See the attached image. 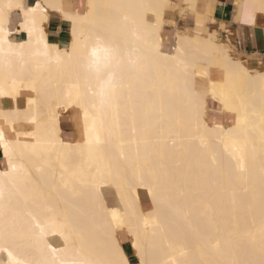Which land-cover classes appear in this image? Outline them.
I'll return each mask as SVG.
<instances>
[{
  "label": "bare ground",
  "instance_id": "6f19581e",
  "mask_svg": "<svg viewBox=\"0 0 264 264\" xmlns=\"http://www.w3.org/2000/svg\"><path fill=\"white\" fill-rule=\"evenodd\" d=\"M84 1L26 15L6 7L25 0H0V246L28 264H131L125 234L139 264H264V71L204 36L201 13V31L168 44L170 0ZM235 9L264 16V0ZM52 13L71 24L64 46L48 38ZM98 43L116 54L99 76ZM71 112L81 141L62 135Z\"/></svg>",
  "mask_w": 264,
  "mask_h": 264
},
{
  "label": "crops",
  "instance_id": "0c3cea01",
  "mask_svg": "<svg viewBox=\"0 0 264 264\" xmlns=\"http://www.w3.org/2000/svg\"><path fill=\"white\" fill-rule=\"evenodd\" d=\"M38 1L25 0V3L29 7ZM64 4L68 5L67 11L72 10L80 13L85 11L84 0H64ZM168 7L164 14L166 25H164L163 32L167 43L173 39L175 33L201 31L203 21L201 17L196 15V13H201L206 16L204 25L206 33L204 35L214 34L217 40L222 41L223 44L230 42L232 47L235 45L233 48L240 58L248 60L252 65H259V61L263 62L262 65H264V24L259 23L254 18V20L251 19L252 21L236 18L234 16L236 12L235 0H199L197 11L188 8V4L184 0H170ZM61 17L62 15L59 13H52L46 24V31L51 43L64 46L70 39L71 24L67 19ZM18 21V15L14 16L13 28L17 27ZM210 107V116L219 118L214 103ZM221 120L227 123L229 116L227 118L222 117ZM63 129H67L65 133L70 135L69 139L76 137L72 120L71 125L66 123L65 126L63 125ZM18 133L22 135L26 132L18 129Z\"/></svg>",
  "mask_w": 264,
  "mask_h": 264
},
{
  "label": "snow or ice",
  "instance_id": "6c2138e0",
  "mask_svg": "<svg viewBox=\"0 0 264 264\" xmlns=\"http://www.w3.org/2000/svg\"><path fill=\"white\" fill-rule=\"evenodd\" d=\"M6 7L7 8L16 7V8H19L21 10H25L26 15H27L29 12L35 13L36 11H38L41 8V5L39 3H37L34 9H29V8H27L26 5L20 4V3L8 4V5H6ZM0 31H2V29H0ZM101 52L103 53L102 57L100 55ZM115 55L116 54H115L114 49H112L111 47H108V46H104L100 43H98L96 46L93 47L92 52H91L90 63L95 68L98 76L102 73L104 68L108 67V65H110L112 63V61L115 59ZM105 88L111 89L112 91L115 90V86L112 83V77H109L108 80L105 81L104 84L102 85L101 93H100L101 96L104 95ZM7 94L8 93H6L2 88H0V96H4ZM85 120L87 121V112L85 113ZM238 123H239V121H238ZM13 131H15V130H13ZM96 142L97 143L100 142L98 136L96 138ZM0 145H3L5 155L7 156L9 145L6 142L5 132L3 129H0ZM112 215H113V220L118 219L117 213L115 211L113 212ZM37 227L39 228L40 225L37 224ZM41 231H43V229H41ZM53 251H55V249H53ZM0 254H3L4 256H6V259L0 257V264H28L27 260L22 259L18 254H16L7 245L0 246ZM125 264H126V262H125Z\"/></svg>",
  "mask_w": 264,
  "mask_h": 264
},
{
  "label": "rangeland",
  "instance_id": "374dc122",
  "mask_svg": "<svg viewBox=\"0 0 264 264\" xmlns=\"http://www.w3.org/2000/svg\"><path fill=\"white\" fill-rule=\"evenodd\" d=\"M169 8V7H168ZM167 8V9H168ZM254 19H256L257 21L258 20H262L261 22L260 21H258L259 23H263L264 24V16L263 15H258V16H256ZM163 32H164V30H163ZM181 33V32H180ZM204 33H206V31L204 30V32H203V35H204ZM163 36H164V34H163ZM204 36H209L208 34H206V35H204ZM164 38H165V36H164ZM219 43H222V41H219V40H217ZM167 42V41H166ZM169 42H172V40H170ZM226 47H228V50H229V52H230V55L233 57V59H235V60H239V61H246L245 59H242V58H240V56H238L237 54H236V52H235V50H234V48L232 47V45H231V43L230 42H228L226 45H225ZM230 46V47H229ZM235 57V58H234ZM237 58V59H236ZM217 63L218 64H220L221 63V54H219L218 55V59H217ZM262 64H263V62H261ZM261 64V65H262ZM246 65L250 68V69H258V71H264V65H252V64H250V62H248V60H247V63H246ZM209 105L210 106H212V102L211 101H209ZM231 119V120H230ZM68 120H70L69 122H67ZM71 120L73 121V126H74V131H75V133H76V137L75 138H73V139H69L68 137L70 136V135H68V134H66L65 132L67 131V129H63V125L65 126V124L66 123H69V125H71ZM229 120H230V122L232 121V116H229ZM229 120H227V123H230L229 122ZM61 121H63V122H61L63 125H62V130H63V137L65 138V139H67V140H72V141H81V137H80V134H79V131H78V128H77V123H76V115L74 114V112H71V113H69V115H65L63 118H62V120ZM31 130V129H30ZM28 134H29V137L31 136V132L29 133L28 132ZM0 153H1V151H0ZM0 165H4L3 164V161H2V154H0ZM146 196H145V195ZM142 197H141V202H142V207H144V211H149L150 209H152L153 208V205H152V202H151V200H150V198L147 196V194L145 193V192H143L142 193V195H141ZM143 198H144V200H143ZM107 199H108V201H110V202H112L113 201V199H114V195L112 194V193H110V194H108L107 195ZM144 203V204H143ZM123 242H122V245H123V247H124V250H126V252L128 253L127 255H128V258H129V260H130V262H131V264H136V263H138L139 264V261H138V259L136 258V255H135V252H134V250L132 249V247H131V243H130V239L127 237V236H125V234L123 235ZM135 263H134V262Z\"/></svg>",
  "mask_w": 264,
  "mask_h": 264
},
{
  "label": "trees",
  "instance_id": "16d2710c",
  "mask_svg": "<svg viewBox=\"0 0 264 264\" xmlns=\"http://www.w3.org/2000/svg\"><path fill=\"white\" fill-rule=\"evenodd\" d=\"M125 252H126V250H125ZM126 254H127V252H126Z\"/></svg>",
  "mask_w": 264,
  "mask_h": 264
}]
</instances>
